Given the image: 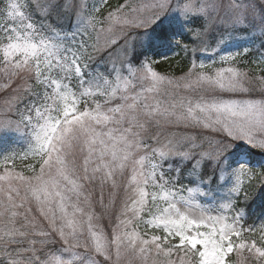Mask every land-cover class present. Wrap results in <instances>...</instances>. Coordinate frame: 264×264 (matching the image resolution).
<instances>
[{
  "label": "snow or ice",
  "instance_id": "1",
  "mask_svg": "<svg viewBox=\"0 0 264 264\" xmlns=\"http://www.w3.org/2000/svg\"><path fill=\"white\" fill-rule=\"evenodd\" d=\"M0 264H264V0H0Z\"/></svg>",
  "mask_w": 264,
  "mask_h": 264
},
{
  "label": "trees",
  "instance_id": "2",
  "mask_svg": "<svg viewBox=\"0 0 264 264\" xmlns=\"http://www.w3.org/2000/svg\"><path fill=\"white\" fill-rule=\"evenodd\" d=\"M115 1L116 0H111L112 3L115 2ZM158 70L161 71V72H166L168 74L177 75L178 76L184 70V65L181 64V65L177 66L175 60H173V61L170 62V64L169 63H162L161 65H159Z\"/></svg>",
  "mask_w": 264,
  "mask_h": 264
},
{
  "label": "rangeland",
  "instance_id": "3",
  "mask_svg": "<svg viewBox=\"0 0 264 264\" xmlns=\"http://www.w3.org/2000/svg\"><path fill=\"white\" fill-rule=\"evenodd\" d=\"M116 2H117V0L115 2H113V3H116Z\"/></svg>",
  "mask_w": 264,
  "mask_h": 264
}]
</instances>
